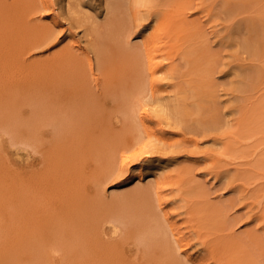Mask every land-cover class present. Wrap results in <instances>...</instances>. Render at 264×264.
Wrapping results in <instances>:
<instances>
[{"label": "rangeland", "instance_id": "1", "mask_svg": "<svg viewBox=\"0 0 264 264\" xmlns=\"http://www.w3.org/2000/svg\"><path fill=\"white\" fill-rule=\"evenodd\" d=\"M90 1L0 0V264H264V0Z\"/></svg>", "mask_w": 264, "mask_h": 264}, {"label": "bare ground", "instance_id": "2", "mask_svg": "<svg viewBox=\"0 0 264 264\" xmlns=\"http://www.w3.org/2000/svg\"><path fill=\"white\" fill-rule=\"evenodd\" d=\"M59 1L61 3V8H63L64 10H66L68 12L69 11L74 12V13L76 12L78 16L80 15L79 13L83 12V14L86 16L87 19H91V20L96 19L95 16H97V15L94 13V11L91 9L90 6H89L90 8L89 7H86L85 9L82 8V7H84V5H83L82 2L83 1H89V2H91L90 0H75V4L74 5H72V2H71L72 0H59ZM160 104H161L160 108L162 107V109H165V110L166 109H170L172 107V105H173V103H171L170 101H168V99H162ZM177 108L179 109L180 107H177ZM182 109H184V107ZM174 113H175V111H174ZM145 163H144V165H140V167L137 169L138 170V173H135L134 172L136 175H134V173H133V175L135 176V178L137 177L136 178L137 179L136 182H138L139 184H143V183L149 182L153 178L152 175L153 176L154 175H157L158 177H162V176H167L168 175L167 172H166V169H167L168 166H166L165 162L158 161V162H155V163H152V162L151 163L148 162L146 164ZM142 190L143 189L136 190L133 193H135V194L136 193H140ZM177 234H178V237H179L180 240H185V238H183V234L180 233V231H177ZM196 264H207V263H205V262H198Z\"/></svg>", "mask_w": 264, "mask_h": 264}]
</instances>
